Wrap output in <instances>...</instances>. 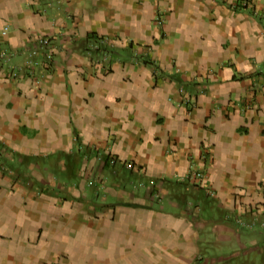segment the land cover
Returning <instances> with one entry per match:
<instances>
[{"label":"crops","instance_id":"obj_1","mask_svg":"<svg viewBox=\"0 0 264 264\" xmlns=\"http://www.w3.org/2000/svg\"><path fill=\"white\" fill-rule=\"evenodd\" d=\"M0 264H264V0H0Z\"/></svg>","mask_w":264,"mask_h":264},{"label":"built area","instance_id":"obj_2","mask_svg":"<svg viewBox=\"0 0 264 264\" xmlns=\"http://www.w3.org/2000/svg\"><path fill=\"white\" fill-rule=\"evenodd\" d=\"M201 177V172L199 170H191L187 172L186 179H188L191 183H194Z\"/></svg>","mask_w":264,"mask_h":264}]
</instances>
